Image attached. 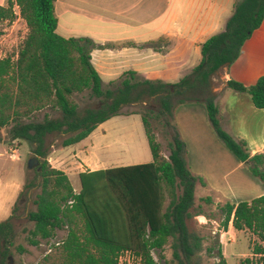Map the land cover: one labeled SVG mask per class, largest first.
I'll use <instances>...</instances> for the list:
<instances>
[{"label": "trees", "instance_id": "obj_1", "mask_svg": "<svg viewBox=\"0 0 264 264\" xmlns=\"http://www.w3.org/2000/svg\"><path fill=\"white\" fill-rule=\"evenodd\" d=\"M55 1L7 0L0 4V23L18 17L27 26L15 58L14 54L0 58V128L10 125L9 140L35 144L34 153L43 157L37 167L40 191L33 200L35 208L28 212L32 226L27 239L36 246L42 239L55 238L57 230L66 229L65 237L55 241L51 252L36 264H119L125 252L139 264H158L152 252L160 253L166 245L172 249V259L165 264H202L199 252L203 237L188 222L203 214L197 208L200 205H195V188L206 183L187 165L185 144L173 112L181 103L203 102L219 139L264 185V153L251 154L245 140L222 128L212 92V76L237 59L243 43L261 24L264 0H234L223 29L200 44L199 62L177 81L148 79L136 71H126L106 89L91 62V51L99 45L87 36L66 38L58 34ZM226 87L248 94L255 107L264 108V75L251 85L228 80ZM85 90L102 105L79 108L73 95ZM150 97L160 106L159 111L151 112L156 117H169L165 121L171 133L167 157L161 154L147 116L142 115L150 162L80 172L77 192L62 170L50 166L46 158L50 133L67 134L62 146L75 144L98 124L121 114V105ZM44 108L60 114L53 118L45 114L41 121L31 119ZM202 200L209 202L210 197ZM221 210L224 231L231 220L235 231L255 236L251 256L239 264H264V193L249 201L225 202ZM12 239V223L9 219L0 221V264H6L9 252L5 246ZM17 249L23 251L21 246ZM207 251L212 248L207 247ZM215 256L219 257L215 264H228L221 246Z\"/></svg>", "mask_w": 264, "mask_h": 264}, {"label": "crops", "instance_id": "obj_2", "mask_svg": "<svg viewBox=\"0 0 264 264\" xmlns=\"http://www.w3.org/2000/svg\"><path fill=\"white\" fill-rule=\"evenodd\" d=\"M233 1L56 0V31L66 38L87 36L99 45L91 51V62L102 84L126 71H136L148 79L175 82L199 62L200 44L223 29L233 11ZM6 2L0 0V4ZM261 75H264V17L243 43L237 59L217 71L212 86L222 128L245 140L251 154L264 153V108L255 107L248 94L228 89L226 82L235 80L251 85ZM173 115L185 144L187 165L206 183L197 186L206 188L217 200L235 204L264 193L262 182L221 142L203 102L181 103ZM82 150H86L84 146ZM136 156L139 161L133 164L152 160L150 150L137 152ZM68 165L55 167L68 176L72 167ZM79 165L78 176L80 172L96 170L89 163ZM237 233L230 220L220 236L221 244H234L233 234ZM245 241L246 253L241 254L251 256V242L246 238Z\"/></svg>", "mask_w": 264, "mask_h": 264}, {"label": "rangeland", "instance_id": "obj_3", "mask_svg": "<svg viewBox=\"0 0 264 264\" xmlns=\"http://www.w3.org/2000/svg\"><path fill=\"white\" fill-rule=\"evenodd\" d=\"M15 10L18 12L16 7ZM0 27L2 29L0 58L8 54H14L15 58V54L27 33V26L24 20L16 17L12 21L1 22ZM215 75L212 76V86ZM102 86L103 89L112 87L109 82L102 84ZM73 97L79 108L100 107L102 105L99 98L90 95V90L76 93ZM159 109V103L154 97L121 105L119 109L121 114L112 116L100 123L101 125L95 128L94 132L81 143L69 146H62L61 144L62 138L67 134L63 132L50 133L47 136V161L52 167L62 164V168H67L64 166L67 163L69 164L68 167L72 166L68 178L75 189L74 191L77 192L80 183L76 174L81 168L79 164L89 163L96 169L132 165L139 161L136 156L137 152L149 150L141 120L142 115L147 116L152 132L160 144L161 154L167 157L171 133L165 121L169 117L165 115L156 117L152 112H157ZM45 114L53 118L57 117L60 112L44 108L34 113L31 119L41 121ZM10 128V125L0 128V221L9 219L13 229L12 242L6 243L5 246L9 252L5 261L6 264H36L41 261L45 254L51 252V245L55 241L65 237L66 229L56 232V237L53 239L40 240L36 246L28 242V230L32 226L28 220V212L35 208L33 200L40 191L37 166L42 162L43 157L34 153L35 144H29L25 140H9ZM82 146L86 150H82ZM32 157L37 158L38 164L29 169L27 161ZM206 196L210 197L209 202L202 200ZM224 203L222 200H217L215 195L209 194L206 188L196 186L195 205H200L197 208L203 214L195 215L188 223L192 230L203 237L199 252L202 264L219 262V257L215 256L219 246H221L222 254L228 264H239L240 260L246 257V254H241L245 251V238L251 242L255 237L250 232L241 230L236 236L233 234L234 244H221L220 236L224 231L222 223L224 215L221 206ZM18 246H21L23 251L19 252ZM207 247H211L212 251L208 252ZM152 256L158 264H165L166 260L172 259V249L166 245L160 253L154 250ZM119 264H139V261L129 253H123L119 258ZM170 264L175 263L170 262Z\"/></svg>", "mask_w": 264, "mask_h": 264}, {"label": "water", "instance_id": "obj_4", "mask_svg": "<svg viewBox=\"0 0 264 264\" xmlns=\"http://www.w3.org/2000/svg\"><path fill=\"white\" fill-rule=\"evenodd\" d=\"M38 164V160L35 157L29 158L27 161V167L30 169L33 165Z\"/></svg>", "mask_w": 264, "mask_h": 264}, {"label": "built area", "instance_id": "obj_5", "mask_svg": "<svg viewBox=\"0 0 264 264\" xmlns=\"http://www.w3.org/2000/svg\"><path fill=\"white\" fill-rule=\"evenodd\" d=\"M125 253H129V252H125ZM130 254V253H129ZM121 256V255H120ZM120 258V257H119Z\"/></svg>", "mask_w": 264, "mask_h": 264}, {"label": "flooded vegetation", "instance_id": "obj_6", "mask_svg": "<svg viewBox=\"0 0 264 264\" xmlns=\"http://www.w3.org/2000/svg\"><path fill=\"white\" fill-rule=\"evenodd\" d=\"M38 167V166H37Z\"/></svg>", "mask_w": 264, "mask_h": 264}]
</instances>
